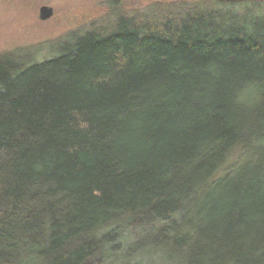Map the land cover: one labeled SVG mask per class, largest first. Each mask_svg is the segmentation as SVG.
Listing matches in <instances>:
<instances>
[{
    "label": "trees",
    "instance_id": "trees-1",
    "mask_svg": "<svg viewBox=\"0 0 264 264\" xmlns=\"http://www.w3.org/2000/svg\"><path fill=\"white\" fill-rule=\"evenodd\" d=\"M190 1L0 59V264H264V25Z\"/></svg>",
    "mask_w": 264,
    "mask_h": 264
},
{
    "label": "rangeland",
    "instance_id": "rangeland-1",
    "mask_svg": "<svg viewBox=\"0 0 264 264\" xmlns=\"http://www.w3.org/2000/svg\"><path fill=\"white\" fill-rule=\"evenodd\" d=\"M43 6L53 8V17L40 20ZM204 6L227 10L229 6L207 1ZM177 14L192 7L190 0H0V59L36 64L57 56L74 33L110 27L121 15ZM237 19L250 28L264 25V2L234 6ZM233 14V13H232Z\"/></svg>",
    "mask_w": 264,
    "mask_h": 264
},
{
    "label": "water",
    "instance_id": "water-1",
    "mask_svg": "<svg viewBox=\"0 0 264 264\" xmlns=\"http://www.w3.org/2000/svg\"><path fill=\"white\" fill-rule=\"evenodd\" d=\"M219 3H227V4H237V3H244V2H264V0H216ZM54 11L53 8L48 6H43L40 9V20L41 21H48L53 17Z\"/></svg>",
    "mask_w": 264,
    "mask_h": 264
}]
</instances>
